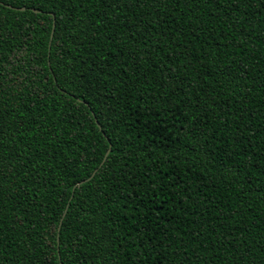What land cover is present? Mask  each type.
I'll return each mask as SVG.
<instances>
[{
    "label": "trees",
    "instance_id": "obj_1",
    "mask_svg": "<svg viewBox=\"0 0 264 264\" xmlns=\"http://www.w3.org/2000/svg\"><path fill=\"white\" fill-rule=\"evenodd\" d=\"M0 264H264V0H0Z\"/></svg>",
    "mask_w": 264,
    "mask_h": 264
},
{
    "label": "water",
    "instance_id": "obj_2",
    "mask_svg": "<svg viewBox=\"0 0 264 264\" xmlns=\"http://www.w3.org/2000/svg\"><path fill=\"white\" fill-rule=\"evenodd\" d=\"M18 10H24V8H20V9H18ZM108 154V153H107ZM107 154L104 156V159H103V161H102V163L100 164V166L103 164V162L105 161V159H106V156H107ZM95 172L96 171H94V173L92 174V176L91 177H93V175L95 174ZM89 180V179H88ZM88 180H86V181H88ZM86 181H82L81 183H84V182H86ZM66 211H67V208L65 209V212L63 213V215H62V217H61V220H60V224H59V226L61 225V223H62V221H63V218H64V216H65V214H66Z\"/></svg>",
    "mask_w": 264,
    "mask_h": 264
}]
</instances>
